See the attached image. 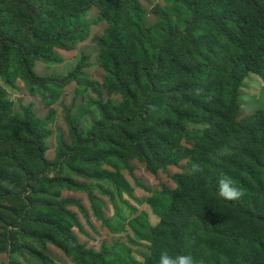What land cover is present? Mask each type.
Here are the masks:
<instances>
[{
	"label": "trees",
	"instance_id": "trees-1",
	"mask_svg": "<svg viewBox=\"0 0 264 264\" xmlns=\"http://www.w3.org/2000/svg\"><path fill=\"white\" fill-rule=\"evenodd\" d=\"M92 8L106 24L95 39L105 76L82 84L95 90L100 111L87 139L74 130L69 143L58 136L56 159L48 161L52 117L42 119L30 107L15 116L0 89V125L15 150L54 171L30 177L56 193L39 200L48 216L30 220L26 245L52 243L76 264H158L165 251L191 255L196 264H264V109L239 119L247 79L264 82V0H167L149 11L141 0H0V78L8 85L21 80L45 107L53 106L62 84L38 76L35 65L57 64V50L87 40ZM90 106L80 107L79 117ZM132 160L154 175L184 161L189 168L172 176L175 189L163 185L147 198L156 226L146 214L129 220L131 241L149 244L143 262L124 243L99 252L80 243L72 230L79 220L68 210L74 199L61 198L63 190L88 192L102 219L90 187L65 169L77 167L87 178H105L119 194L131 193L122 171L132 170ZM193 163L203 171L193 174ZM222 177L233 180L242 198L218 197ZM30 253L41 260L35 249Z\"/></svg>",
	"mask_w": 264,
	"mask_h": 264
},
{
	"label": "rangeland",
	"instance_id": "rangeland-1",
	"mask_svg": "<svg viewBox=\"0 0 264 264\" xmlns=\"http://www.w3.org/2000/svg\"><path fill=\"white\" fill-rule=\"evenodd\" d=\"M166 1L141 0L148 11L157 4H165ZM86 22L90 25V36L87 40L69 50H57L60 57L57 64L35 65L34 69L38 76L56 78V81L62 84L60 97L53 106L45 107L39 98L29 93L21 80L8 85L0 78V89L6 95L8 108L12 114L24 116V109L30 107L32 112L42 119L52 117L53 122L49 127L53 136L47 140L45 151V158L50 162L56 159L58 136L61 135L69 143L70 132L74 130L77 135L87 139L94 122L100 119L99 108L93 105L97 99L95 90L85 89L82 84L103 81L105 73L101 68L100 49L95 39L102 35L106 24L100 20L97 8L89 11ZM78 89L85 90L80 93ZM85 105L90 106L88 112L79 117V109ZM240 106V120L248 119L264 109L262 79L257 76L247 79L241 90ZM190 130L193 131V128ZM15 144L16 141L10 139L0 125V264H76L52 243L42 246L34 244L33 248L26 245L32 240L27 237L33 235V231L28 228L30 220L40 221L41 218L48 216L47 206L39 200L48 199L56 193L48 183H35L30 177L34 176L35 172L42 177H53L54 171L26 162V157L15 150ZM185 148L188 146L182 143L181 151ZM130 165L132 170H123L122 174L130 185L131 193L122 194H119L105 178H87L88 174L79 172L77 167L65 169V174L71 180L90 187L91 193L98 199L95 207L100 211L102 219L94 215V204L88 192L63 190L61 198L74 199L68 210L79 220L80 224L72 230L80 243L96 252L101 251L104 245L124 243L125 249L130 250L132 258L143 262L150 255L149 244L131 241L134 236L128 226L129 220L136 215L146 214L150 224L156 226L159 217L153 213L147 198L154 192L161 191L163 185L175 189L176 184L172 176L176 173L189 172V168L187 161H184L177 166H169L165 172L159 170L154 175L137 160L130 161ZM89 175L93 174L90 172ZM132 209L136 211L131 212ZM104 221L110 222V226ZM115 230L119 232L115 233ZM33 249L41 254V260L31 255L30 251Z\"/></svg>",
	"mask_w": 264,
	"mask_h": 264
},
{
	"label": "clouds",
	"instance_id": "clouds-1",
	"mask_svg": "<svg viewBox=\"0 0 264 264\" xmlns=\"http://www.w3.org/2000/svg\"><path fill=\"white\" fill-rule=\"evenodd\" d=\"M202 89H196L195 94L201 95ZM220 155H224L222 151L219 152ZM203 168L198 163H193L191 165V172L193 174L201 173ZM217 195L226 201H236L242 198L243 192L237 188L230 177H222L217 183ZM158 264H196L194 258L191 255H169L167 251L162 252Z\"/></svg>",
	"mask_w": 264,
	"mask_h": 264
},
{
	"label": "crops",
	"instance_id": "crops-1",
	"mask_svg": "<svg viewBox=\"0 0 264 264\" xmlns=\"http://www.w3.org/2000/svg\"><path fill=\"white\" fill-rule=\"evenodd\" d=\"M169 168V167H168ZM168 170V169H167ZM135 208V207H134Z\"/></svg>",
	"mask_w": 264,
	"mask_h": 264
}]
</instances>
